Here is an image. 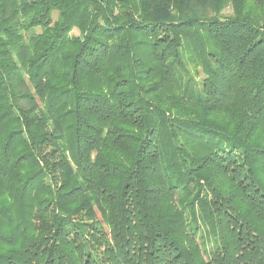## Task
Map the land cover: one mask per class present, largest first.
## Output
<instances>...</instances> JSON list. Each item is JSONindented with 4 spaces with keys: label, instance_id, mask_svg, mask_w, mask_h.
Wrapping results in <instances>:
<instances>
[{
    "label": "trees",
    "instance_id": "1",
    "mask_svg": "<svg viewBox=\"0 0 264 264\" xmlns=\"http://www.w3.org/2000/svg\"><path fill=\"white\" fill-rule=\"evenodd\" d=\"M0 264H264V0H0Z\"/></svg>",
    "mask_w": 264,
    "mask_h": 264
},
{
    "label": "rangeland",
    "instance_id": "2",
    "mask_svg": "<svg viewBox=\"0 0 264 264\" xmlns=\"http://www.w3.org/2000/svg\"><path fill=\"white\" fill-rule=\"evenodd\" d=\"M230 13H231V8H230V7L225 8V9L223 10V12H222V14H225V15H226V14H230ZM55 17H56V13L53 14V18H54V19H55ZM73 33L76 34L77 32L74 30Z\"/></svg>",
    "mask_w": 264,
    "mask_h": 264
}]
</instances>
